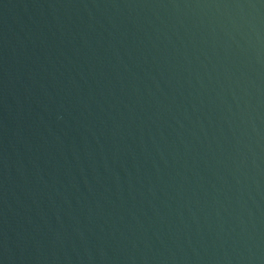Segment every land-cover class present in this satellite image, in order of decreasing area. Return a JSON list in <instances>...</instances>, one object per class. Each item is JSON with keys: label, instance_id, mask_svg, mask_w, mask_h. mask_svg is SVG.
I'll return each instance as SVG.
<instances>
[{"label": "water", "instance_id": "1", "mask_svg": "<svg viewBox=\"0 0 264 264\" xmlns=\"http://www.w3.org/2000/svg\"><path fill=\"white\" fill-rule=\"evenodd\" d=\"M0 264H264V0H0Z\"/></svg>", "mask_w": 264, "mask_h": 264}]
</instances>
